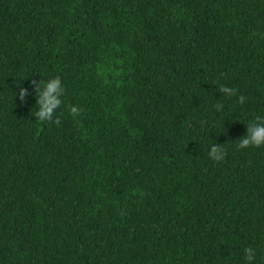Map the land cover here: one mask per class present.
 Listing matches in <instances>:
<instances>
[{
	"label": "trees",
	"instance_id": "obj_1",
	"mask_svg": "<svg viewBox=\"0 0 264 264\" xmlns=\"http://www.w3.org/2000/svg\"><path fill=\"white\" fill-rule=\"evenodd\" d=\"M257 116L264 0H0V264H264Z\"/></svg>",
	"mask_w": 264,
	"mask_h": 264
},
{
	"label": "clouds",
	"instance_id": "obj_2",
	"mask_svg": "<svg viewBox=\"0 0 264 264\" xmlns=\"http://www.w3.org/2000/svg\"><path fill=\"white\" fill-rule=\"evenodd\" d=\"M32 88L37 96L35 101L38 105L36 112V118L41 122L53 121L59 123V120L54 121V115L58 108L63 103V96L65 92L64 85L62 84L59 76L32 83ZM224 94L235 95V90L226 86H221L220 89ZM28 89H22L19 95L20 100H25L26 97L31 95ZM243 102L244 97H240ZM79 109L75 106L70 107V113L75 117L79 114ZM246 134L237 141V147L239 149H245L248 147H261L264 146V116H257L255 119L249 121L246 126ZM209 156L216 161L224 158V150L219 147L218 144H212L210 146ZM245 259L251 262L255 258V251L251 248L245 250Z\"/></svg>",
	"mask_w": 264,
	"mask_h": 264
}]
</instances>
